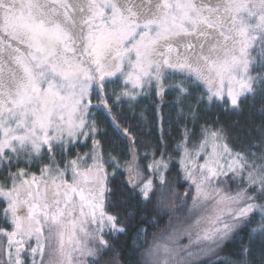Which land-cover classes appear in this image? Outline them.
<instances>
[{
    "label": "snow or ice",
    "instance_id": "6c2138e0",
    "mask_svg": "<svg viewBox=\"0 0 264 264\" xmlns=\"http://www.w3.org/2000/svg\"><path fill=\"white\" fill-rule=\"evenodd\" d=\"M0 264H264V0H0Z\"/></svg>",
    "mask_w": 264,
    "mask_h": 264
},
{
    "label": "trees",
    "instance_id": "16d2710c",
    "mask_svg": "<svg viewBox=\"0 0 264 264\" xmlns=\"http://www.w3.org/2000/svg\"><path fill=\"white\" fill-rule=\"evenodd\" d=\"M166 99L168 101H172L173 97L167 96ZM166 111L170 113V119L173 122L172 130L170 133L171 138L169 140V145L170 147H172L175 145L176 139L179 136V132L176 130L177 125L175 123L178 117L175 109H166ZM219 111L220 110L218 108L213 106L209 111H207L206 113H201V115L205 116L206 119H212L215 118L217 114H219ZM141 113L143 114V119H140ZM152 113H153V108H152L151 98L140 99L139 103L133 108L132 111H129L127 109V105L124 106L122 115H119L118 117V122L122 126L133 125L134 130L138 134H140L143 142L155 144V138L157 133L153 131L151 127V121L153 119ZM113 115H117V113H113ZM99 119L103 121L101 127L105 128L108 131L109 135H112L114 130L119 131L118 129H115V125L111 123L110 118L105 119L104 116H101L99 117ZM221 119L227 120L229 119V117L222 116ZM180 123L182 124L183 121H181ZM200 123L201 124L204 123V120H201ZM189 127H191V124H189ZM181 183L183 182L181 181ZM178 188L180 191H183L184 188H187V185H185V187H179L178 185ZM165 219H167V217H165ZM120 239H121L120 247L124 251L123 258L126 260L131 259V248H130L131 241L127 237H121ZM222 255H226V253H222Z\"/></svg>",
    "mask_w": 264,
    "mask_h": 264
},
{
    "label": "rangeland",
    "instance_id": "374dc122",
    "mask_svg": "<svg viewBox=\"0 0 264 264\" xmlns=\"http://www.w3.org/2000/svg\"><path fill=\"white\" fill-rule=\"evenodd\" d=\"M80 151H87V149L86 148H82V149H79ZM201 163L203 162V159H201V161H200ZM185 185H187V184H184V186L183 187H185ZM105 259L107 260V259H110V257L109 256H106L105 257Z\"/></svg>",
    "mask_w": 264,
    "mask_h": 264
}]
</instances>
